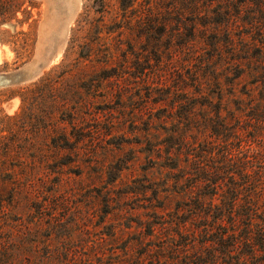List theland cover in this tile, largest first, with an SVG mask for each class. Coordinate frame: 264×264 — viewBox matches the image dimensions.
<instances>
[{
  "label": "rangeland",
  "instance_id": "374dc122",
  "mask_svg": "<svg viewBox=\"0 0 264 264\" xmlns=\"http://www.w3.org/2000/svg\"><path fill=\"white\" fill-rule=\"evenodd\" d=\"M187 1L0 0V264L64 245L155 264L201 225L196 201L264 217V45L250 19L205 27ZM242 225L233 261L252 264Z\"/></svg>",
  "mask_w": 264,
  "mask_h": 264
},
{
  "label": "trees",
  "instance_id": "16d2710c",
  "mask_svg": "<svg viewBox=\"0 0 264 264\" xmlns=\"http://www.w3.org/2000/svg\"><path fill=\"white\" fill-rule=\"evenodd\" d=\"M128 1L130 0H119L121 6H127ZM187 2L191 4L190 7H192L193 9L196 8L197 4H200L198 5L199 10H191L190 14L194 18L201 17L202 19H205L203 24L205 27H210V25H217L218 23H221V21L228 22L230 20L238 18H242L243 20L250 19L251 22H248V24L251 26V29L255 30V32L260 37V40L258 39L257 42H255L254 38H252V42H250V44H252L253 46L264 45V0H200L199 2L188 0ZM175 11L178 15L182 14V10L177 6ZM191 25L192 28L189 30V33H193L195 30L194 25ZM206 29L208 28H205V30ZM228 29L229 28L227 25L225 27L226 32L224 31L226 34L227 31H229ZM241 41L243 40L241 39ZM190 98H185V107L187 108L184 107L183 111L179 112L180 114H174L178 118L177 123L179 124H189V122H192V120L194 119V105L196 104V102ZM176 129L178 130L179 128L176 127ZM176 129L174 130V132L177 131ZM178 134L179 136L177 140L180 139V143H182V145L183 143L185 144L186 136L182 137L183 134ZM167 141V143H169L167 145L168 147H172L173 145H175L174 148L176 149V147L179 146L178 142L174 143L172 141V137L170 136L167 138ZM168 153L169 152L167 151V157ZM195 167V174H198V177L195 178V186L201 187L200 183H203V181L199 175V166L196 165ZM210 182H212V180H210ZM193 187L194 186L189 185V189H196ZM197 191H199V189H197ZM196 203L197 209L201 214V216H199V218L197 219V222H201V225L196 227L197 230H194L193 228H187L186 231L183 230L184 232H182L181 230H176L175 233H178L177 235H179L178 239L169 237V241L167 244L165 243V245L159 247L157 250L155 249V264H165V258L161 259L162 255L158 252V250L164 249L171 251V255H173L171 257L172 264H234L235 262L233 261V257L236 255L235 251L237 249V246L240 244V240L238 242L236 238L237 221H242L243 225L241 227V230L245 231L244 236L242 237V239L244 238L242 244L248 248L247 253H251V257L256 256L250 263L264 264V217L259 218L255 210H251V212L245 213L238 220L239 217L235 216L236 213H234V209H232L234 198H231V200L229 201L230 206H228V204V208L224 210L216 208L218 211L212 213L211 210H207L206 207L204 208V206H202L199 201H196ZM186 210L189 213L193 212V208H189ZM256 217L261 219L262 222L258 223L256 221ZM194 221H196V219H193L191 221L192 225ZM147 229L149 231L147 232V235H151L149 226ZM199 236L201 239L197 240ZM195 241L198 243V248L195 247ZM140 242L145 247L150 246V244H148L147 242H142V240ZM62 250L63 251H57V256L55 257H52L53 254L49 250L46 253L47 256H45L46 261L43 260V264H50L51 261H48V259H51V257L52 259H56V261L59 260L60 264H92L88 255L77 258L73 251L68 249L65 245L63 246ZM256 253L261 254L257 256ZM68 254L72 258H68ZM63 255L65 256L63 257ZM111 259L115 264L116 262L114 256H112ZM138 264L144 263L138 262Z\"/></svg>",
  "mask_w": 264,
  "mask_h": 264
},
{
  "label": "water",
  "instance_id": "95a60500",
  "mask_svg": "<svg viewBox=\"0 0 264 264\" xmlns=\"http://www.w3.org/2000/svg\"><path fill=\"white\" fill-rule=\"evenodd\" d=\"M3 78L6 80V79H9V78H12V76H7V77H3Z\"/></svg>",
  "mask_w": 264,
  "mask_h": 264
}]
</instances>
